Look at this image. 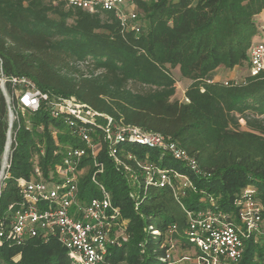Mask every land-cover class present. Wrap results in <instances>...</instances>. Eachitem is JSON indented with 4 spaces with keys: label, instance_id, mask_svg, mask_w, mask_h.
<instances>
[{
    "label": "trees",
    "instance_id": "16d2710c",
    "mask_svg": "<svg viewBox=\"0 0 264 264\" xmlns=\"http://www.w3.org/2000/svg\"><path fill=\"white\" fill-rule=\"evenodd\" d=\"M136 6L144 24L139 35L123 30L109 13L89 14L50 0H0V57L6 74L28 77L43 91L75 97L116 120L172 138L198 159L203 172L190 174L171 158L160 162L191 178L196 190L183 198L187 209L199 211L214 204L233 213L249 186L264 204V72L228 85L212 82L221 67L249 68V51L259 33L256 17L264 11V0H136ZM177 67L182 78L192 81L185 93L189 103L174 97L172 72ZM5 118L0 94V143ZM29 118L32 127L18 131L13 178L32 176L30 158L37 141L45 145L40 160L45 177L59 162L58 143L81 146L44 110ZM53 130L59 131L56 139ZM127 149L138 162L147 156L158 161L157 150L139 145ZM99 159L105 167L99 180L120 209L129 235L122 248L112 249L113 261L168 264L163 241L173 225L178 227L174 237L180 248L192 246L183 234L186 216L171 190L151 188L136 209L125 174L104 151ZM91 171L80 179L84 201L99 195ZM18 199L11 181L1 210ZM150 226L161 236L146 231ZM0 264L75 263L56 239L29 238L21 245L1 246ZM238 264H264V246L247 242Z\"/></svg>",
    "mask_w": 264,
    "mask_h": 264
},
{
    "label": "built area",
    "instance_id": "2783aa9c",
    "mask_svg": "<svg viewBox=\"0 0 264 264\" xmlns=\"http://www.w3.org/2000/svg\"><path fill=\"white\" fill-rule=\"evenodd\" d=\"M54 5L81 10L89 14H112L121 28L139 35L144 24L136 0H50ZM249 76L264 72V42H255L249 51ZM210 82V81H208ZM238 82V81H237ZM228 85V82H225ZM0 94L6 105L5 139L0 143V202L13 181L19 199L4 211L0 206V247L21 245L29 238L45 242L56 239L75 264H125L113 261L112 249L122 248L129 240L126 222L112 197L99 180L104 172L100 155L104 151L114 166L125 174L131 187L130 197L143 202L151 188L169 189L181 206L187 225L183 234L191 242L193 255H182L174 263L180 248L178 227L173 225L164 234L168 264H238L247 242L264 246V204L256 190L247 187L237 201L233 213L211 208L192 211L182 203L190 190H196L191 178L177 170L161 166L171 158L189 171L202 175L198 159L172 138L154 131L116 120L77 100L43 91L25 76H9L0 57ZM183 103H189L184 94ZM44 110L53 120L61 121L72 138L81 146L59 144V162L49 167L47 177L40 165L45 145L36 142L31 154L33 173L30 179L13 178V154L18 146V131L32 127L31 114ZM25 116L29 119L26 120ZM40 125L39 130L43 131ZM59 131L53 130L56 139ZM139 145L159 152L158 161L147 156L138 162L127 147ZM88 160V164H86ZM92 170V171H91ZM91 171V181L99 195L84 201L80 198V179ZM146 231L161 236L152 226Z\"/></svg>",
    "mask_w": 264,
    "mask_h": 264
},
{
    "label": "crops",
    "instance_id": "0c3cea01",
    "mask_svg": "<svg viewBox=\"0 0 264 264\" xmlns=\"http://www.w3.org/2000/svg\"><path fill=\"white\" fill-rule=\"evenodd\" d=\"M256 21L259 27V34L255 37V42H264V11L256 17ZM175 69H173L174 72ZM245 67H235L233 69H227L224 67L219 68L213 76L212 82L225 83L230 81H242L245 76ZM192 84L189 79L181 78L176 80L177 89H181V93H186L188 87Z\"/></svg>",
    "mask_w": 264,
    "mask_h": 264
},
{
    "label": "rangeland",
    "instance_id": "374dc122",
    "mask_svg": "<svg viewBox=\"0 0 264 264\" xmlns=\"http://www.w3.org/2000/svg\"><path fill=\"white\" fill-rule=\"evenodd\" d=\"M69 23H72V21H69ZM254 43H255V41H254ZM245 72H247L246 73V76H248L249 75L248 66L245 67ZM172 74L174 75V77L176 78V80H180L182 78L179 67L175 68V70H174V72H172ZM131 88L134 89L135 91H141L142 90L141 87L135 86V85H132ZM174 97L175 98H178L180 100L183 99V94L181 93V89H176V93H175V96ZM25 119L26 120H29L26 116H25ZM240 123H241L242 127H244V125H245L244 121H241ZM5 209H6V207H5ZM193 254H194L193 248L188 247L187 249H182V248H179L178 247L177 250L174 252V256H173V260L172 261H174V263H175V262L178 261V259L181 258L182 255H185V256L187 255L188 256V255H193Z\"/></svg>",
    "mask_w": 264,
    "mask_h": 264
}]
</instances>
